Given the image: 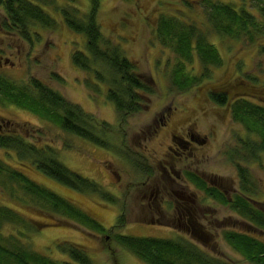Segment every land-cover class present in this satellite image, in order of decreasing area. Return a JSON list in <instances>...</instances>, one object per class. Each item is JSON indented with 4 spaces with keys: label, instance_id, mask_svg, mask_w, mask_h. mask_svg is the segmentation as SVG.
<instances>
[{
    "label": "rangeland",
    "instance_id": "1",
    "mask_svg": "<svg viewBox=\"0 0 264 264\" xmlns=\"http://www.w3.org/2000/svg\"><path fill=\"white\" fill-rule=\"evenodd\" d=\"M219 1L232 3L237 7L242 6L243 1L248 7L255 3L254 0ZM76 4L82 13H87L90 0H76ZM205 11L203 0L100 1L97 15L105 36L112 38L113 43H117L128 58L136 62L139 74L153 79L149 80L154 91L152 94L144 90L139 91L142 110L129 114L120 125L117 124L119 116L116 107L107 96V85L96 79L98 84L86 86L85 80L90 77L89 73L72 64L71 51L75 47L85 48V37L66 27L61 17L53 11L59 18L58 27L52 31L38 29L42 33V39L34 46L30 47L18 40L17 36L8 35L0 30V71L17 80H27L30 76L38 77L60 91L68 101L93 114L96 120L108 122L112 127L107 129L103 136L107 139L106 142L116 144L119 148L123 147L121 143L128 144L129 147H125L126 151L136 156L139 153L144 155L154 171L149 183L153 178L160 179L159 166L169 165L170 168L174 165L180 173L181 170L183 173L192 168L201 174L205 172L209 183L212 178L217 182L220 178L223 179L229 190L227 198L232 199L234 195L232 191L238 189L237 163L232 160L234 151L232 150L231 160L225 151L229 144L233 149L241 145L243 138L256 137L255 133H250L245 125L235 120L232 115L230 103L237 101L239 96L247 95L235 88L237 86L235 77L240 74H254L261 81V85H264V53L260 52V45L264 44V34L258 35L254 42L218 35L210 29ZM1 13L0 9V17ZM162 13L176 15L185 23L196 21L204 28L209 41L218 49L222 59V64L211 67L209 76L186 89H179L172 82L176 65L182 64L191 75H199L203 71V66L195 54L191 61H187L178 58L176 51L160 44L156 38L155 24ZM53 71L63 76V83L52 78ZM87 81L93 83L92 78ZM220 87L225 88L229 95L230 103L227 105L210 100V92L221 91ZM262 102L264 103V100ZM171 108H174L173 112L175 111L173 117L178 116L181 123L189 119L191 125H195V132L201 137H207L205 144H194L193 158H189V149L183 151L172 141L169 133L171 125L166 126V122L171 124V121H168ZM9 132L19 133L39 147L47 146L53 149L64 165L87 178L96 180L115 197L120 196L122 192L120 186L116 187V181L123 185V181H131L132 177L137 182L145 179L146 174L140 173L142 165L129 161L123 152H117L111 146H99L86 138L67 132L53 121L43 120L16 105L0 103V133ZM240 138L242 139L239 140ZM180 152L181 154H178ZM16 155L14 150L0 147L1 159L23 168L36 183L58 193L78 210L97 219L108 229L106 232H95L63 210L54 215H44L15 201L0 186V205L16 207L35 219L48 223L41 226L38 232L30 231L29 240L35 250L57 260L71 261L67 251H61L59 246L64 245L63 242H68L84 248L94 264H115L112 251L118 256V264H147L115 242L114 233H123L160 238L183 236L194 239L201 247L228 263L252 264L227 242L224 233L226 230H243L264 241L263 229L246 227L243 216L232 210L229 204L208 197L196 186L195 190L200 200L195 208V219L201 228L197 235L205 233L209 236L207 240L205 235L201 238L190 232L185 233V229L179 230L177 223L171 225L175 229L154 224L157 223L155 219L151 223V214L152 212L155 214V209L149 210V203L152 204L149 199L150 192L143 198L141 193L130 199L110 201L96 193H86L67 187L36 169L24 167L19 164ZM167 156L174 161H165ZM245 162L247 160H242V163ZM249 163H245V166H249L257 179L256 198L259 200L257 205L264 208V152L260 161ZM111 171H115L116 174ZM180 182L183 183L181 180ZM121 207L125 209L127 221L121 228L110 231L117 222ZM141 208L143 209L140 210ZM170 213L175 222L178 213L176 211Z\"/></svg>",
    "mask_w": 264,
    "mask_h": 264
},
{
    "label": "trees",
    "instance_id": "2",
    "mask_svg": "<svg viewBox=\"0 0 264 264\" xmlns=\"http://www.w3.org/2000/svg\"><path fill=\"white\" fill-rule=\"evenodd\" d=\"M100 1L90 0L88 12L82 13L76 0H0V30L17 36L18 40L31 47L41 42L42 33L38 29L52 31L58 27L59 18L54 13L59 15L66 27L86 39L85 48L75 47L71 51L72 64L89 73L87 79L92 78L93 83L86 79V86H95L97 80L107 85V96L116 107L118 120L125 122L129 114L142 110L139 91H148L149 94L154 92L150 84L153 79L139 74L136 62L128 58L124 50L113 43L112 38L105 36L97 15ZM254 1L249 7L245 1L237 7L219 0H203L210 29L218 35L254 42L258 35L264 34V0ZM194 22L185 23L176 15L162 13L155 24L156 38L161 45L176 51L178 58L187 61L195 54L203 66L199 75H191L182 64L176 65L172 82L179 89L196 84L209 76L212 66L222 64L220 53L209 41L206 31ZM260 52L264 53V44L260 45ZM51 76L58 82H64L63 76L57 71H53ZM235 79V88L247 94L243 95L245 97L239 96L237 101L230 103L229 95L223 87H220L221 91H211L209 97L212 102L220 105L230 103L235 120L256 135L255 138H243L241 145L232 149L241 192L235 193L234 199L230 201L218 194L214 187L206 185L197 175L195 181L207 194L211 193L243 216L246 227L264 230V208L257 205L259 200L256 198L257 179L249 166H245L249 161H260L264 152V85L254 74H240ZM0 103L28 110L99 146H110L103 137L107 129L112 127L108 122L96 120L93 114L68 101L60 91L38 77L17 80L0 71ZM0 147L14 150L19 164L24 167L36 169L67 187L81 191L97 189V183L64 165L53 149L39 147L17 132L0 133ZM242 160L247 162L242 163ZM17 167L0 158V186L12 199L44 215H54L63 210L95 232L108 230L97 219L81 212L58 193L36 183L23 168ZM125 216L126 213L120 214L110 231L121 228L127 221ZM45 224L48 223L16 207L0 205V264H94L84 248L68 242L59 246L61 251H67L71 261H60L35 250L28 234L30 231L38 232ZM224 234L227 242L250 263L264 264L263 240L243 230H226ZM113 237L119 246L147 264H231L181 236L160 238L114 233ZM111 254L115 264H118L117 254L114 251Z\"/></svg>",
    "mask_w": 264,
    "mask_h": 264
},
{
    "label": "flooded vegetation",
    "instance_id": "3",
    "mask_svg": "<svg viewBox=\"0 0 264 264\" xmlns=\"http://www.w3.org/2000/svg\"><path fill=\"white\" fill-rule=\"evenodd\" d=\"M173 109L174 108H171L168 114V121H171V124L166 122L167 127L171 125L169 133L172 136V141L175 143V145H177V147H179L183 151H187L189 149L190 150L189 158H193L195 157V153L193 152V150L195 149L194 144L195 143L205 144L207 142V137L199 136L198 133L195 132V125H191L192 123L189 119L181 123L180 118L178 116L173 117L175 114V111L173 112ZM120 123L121 122L118 120L117 124L120 125ZM121 144L123 145V147H120V148L117 147L118 145L116 144H110V146L117 152H123L124 155H127L129 161H133L135 163L142 165L140 166V169H141L140 173L146 174L145 179L137 182L132 177L130 179L131 181H123L124 183L123 185H121V182L116 181L117 183L116 187L120 186L122 189L121 190L122 192L120 193V196L115 197L114 194L106 190L103 187V185H101L99 182L91 178H88L89 180L91 179L92 181L97 183V189L96 190H91V189L83 190V192L93 193V194L96 193L107 200L111 199L112 201L115 200L116 202H118L120 198L130 199L134 196L140 195L141 193H143V196H142L143 198L145 197V195L146 196L148 195V192H150L149 199L152 201V204L149 203V210L153 211L152 208L155 209V214L153 212L151 214L152 217H151L150 222L151 223L154 222V219H155L157 223H154V224H159L162 226H170V227H172L171 225L173 223H177L176 225L178 226L179 230L185 229L186 231L184 230L182 231H184L187 234H189L188 232H190L194 236L197 235L198 234L197 231L201 229L200 225L197 223V219H195V208L197 206V203H199V200H200V198L197 195V190H195V186L197 189L202 190V188L198 186V181H195V175L201 178L202 181L206 185L214 187L213 189L217 190L218 194L228 197L229 190H227L226 188L227 184L223 181V179L220 178L219 181L217 182V180L212 178L210 180L211 183H209L206 180V177L204 175L205 172L204 173L202 172L203 174H201L197 172L195 168H194L195 170H192V168H189L185 170L183 173L181 170V173H180V171L176 169V166L174 165L170 166V168H169V165H162L161 167L159 166L160 179L153 178V181L149 183V181L151 180V177L154 175L152 165H150L147 162V159L144 155H141L139 153V155L136 156V155H133L131 152L126 151L127 149L125 147H129L128 144L127 145L123 143ZM231 151H232V145L229 144L225 153L227 154L230 160H231L230 158ZM178 154H181V152ZM165 159H166L165 161L167 162L170 160L174 161L171 158L169 159L168 156ZM108 170H110V166ZM112 173L116 174L115 171H113ZM117 179L120 180L119 177H117ZM180 180L183 183H181ZM239 184L240 183H239V177H238V189L235 191H232L234 195L235 193L241 192L239 188ZM204 192L208 197L218 200L215 196L213 197L212 195H210L211 193L207 194L206 191ZM214 192L216 193V191ZM233 197L232 199H229V200L230 201L233 200L234 199ZM134 199L137 200V198H134ZM142 209L143 208H141L140 210ZM172 211L174 213L175 211L178 213V218L175 220V222H174L173 215H170L171 214L170 212ZM123 213H125V209L121 207L120 214H123ZM118 217H117V220H118ZM203 235H205V240H207L209 236L206 235L205 233L202 235L199 234L197 236L202 238ZM184 238L195 243L194 239H190L186 237Z\"/></svg>",
    "mask_w": 264,
    "mask_h": 264
}]
</instances>
